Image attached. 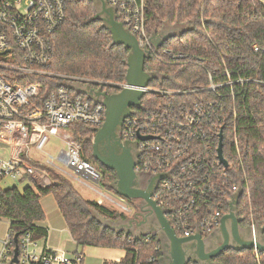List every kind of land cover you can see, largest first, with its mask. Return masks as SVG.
<instances>
[{"label": "trees", "instance_id": "trees-1", "mask_svg": "<svg viewBox=\"0 0 264 264\" xmlns=\"http://www.w3.org/2000/svg\"><path fill=\"white\" fill-rule=\"evenodd\" d=\"M96 13L93 0L67 1L64 22L49 36L52 52L48 69L99 82L107 94L117 93L126 82L128 50L112 42ZM145 20L149 36L164 37L163 44L144 61V70L155 75L150 84L162 90L194 91L173 96L147 92L131 116H140L169 100L218 102L222 108L217 112L222 156L240 191L236 205L239 223L242 228L255 225L264 234V0H146ZM162 49L182 57L171 59ZM208 71L214 72L216 83L226 80L227 73L232 81L243 82L216 92L201 89L209 84ZM25 83L42 86L41 102L61 86L91 100L60 78L28 76ZM97 129L84 123L68 127L80 144L81 157L92 165L98 163L92 154ZM98 166L101 187L115 192L114 172ZM46 169L51 181L46 187H0V217L9 221L8 229L18 234L31 232L35 239L46 240L48 230L41 225L44 211L40 199L52 194L76 246L125 250L119 261L103 264H158L162 253L156 234L138 232L136 238L127 229L104 224H122L127 217L83 196L67 177ZM258 256L256 259L249 248L228 249L217 260L222 264H264V251Z\"/></svg>", "mask_w": 264, "mask_h": 264}, {"label": "built area", "instance_id": "built-area-1", "mask_svg": "<svg viewBox=\"0 0 264 264\" xmlns=\"http://www.w3.org/2000/svg\"><path fill=\"white\" fill-rule=\"evenodd\" d=\"M67 1L0 0V145L7 147L6 156H0V182L11 179L31 187H46L51 182L46 168L58 171L55 164L58 162L84 186L92 189L100 184V172L81 157L80 144L68 127L84 123L100 128L104 105L80 94L74 95L63 86L51 91L41 102L42 86L25 83L28 76H45L60 78L75 86L102 87L99 82L56 74L48 69L52 52L49 36L64 22ZM105 2L114 9L117 21L136 37L138 46L150 55L154 53L155 47L146 30V0ZM162 53L171 59L182 57L167 49H162ZM207 75L209 84L201 89L212 92L243 82L242 79L232 81L227 73L226 80L216 83L213 71ZM96 84L99 87L95 88ZM124 86L125 83L120 88ZM144 90L159 96L194 91L149 86ZM220 108L218 102L211 100H169L140 116H131V113L123 121V137L135 140L138 145L134 170L159 176L152 199L180 237L196 233L204 237L218 229L237 191V183L227 171L228 165L223 166L217 158ZM50 137L60 140L64 146L45 152ZM41 153L43 160L36 157ZM121 207L126 211L131 209L129 205ZM250 228L255 242L256 226ZM46 240L40 246L31 232L18 234L8 229L1 241L0 264H79L83 260L82 252L67 255L49 248ZM15 246L16 261L13 260ZM251 249L258 259L255 245Z\"/></svg>", "mask_w": 264, "mask_h": 264}, {"label": "water", "instance_id": "water-1", "mask_svg": "<svg viewBox=\"0 0 264 264\" xmlns=\"http://www.w3.org/2000/svg\"><path fill=\"white\" fill-rule=\"evenodd\" d=\"M99 3L97 6L96 19L103 22L104 27H106L111 35L112 42L116 45H122L124 49L128 50L127 55V71L125 75V86L120 89L117 93L107 94L102 90V87L94 89L91 85L86 86H75L74 88L93 102H100L104 105V121L100 128L97 129L92 140V154L95 160H97L101 166L114 172L116 180L113 184L115 193L125 199L135 200L140 199L148 207L150 213H152L157 221V226L148 229V231H143L141 234L149 235L156 234L160 241L161 253L164 250L162 236H165L168 241V248L170 256L172 258V264H187V259L185 252L183 250L182 244L191 239L197 240L200 245L203 244L201 235L196 233L189 237L178 238L175 231L171 227L170 223L163 215V210L155 203L151 198V193L139 190L135 186L136 172L134 166L136 162H132L129 155L120 154L117 149L113 148L109 151L107 146V140H113L117 135L118 127L123 123V119L131 115L130 106H135L140 108V99L145 94L144 88L148 86L149 82L155 77L154 74L148 73L144 70V61L150 57L148 52L143 51L137 43L136 37L129 32L124 26L116 20L115 11L113 8L109 7L105 0H93ZM153 45L155 49L163 44L164 37L151 36ZM141 138V137H140ZM120 148L125 146V142H116ZM222 138L221 133L219 134V142L217 147V158L223 166H227V162L222 156ZM128 144V142H126ZM109 145V144H108ZM110 146V145H109ZM124 148V147H123ZM157 179L159 176H155ZM240 191H237L229 202L228 213L225 214L219 226V229L225 236L223 244H221L217 250L208 254L207 256H202L203 247H199V256L203 258L202 260L208 261L210 258L215 256L221 250L227 247L229 235L227 234L226 223L230 222L231 231L230 235L237 245L236 249L242 248H257L258 251H264V243L260 239V234H263L262 229L257 231V240L254 242L251 239V228L248 227L250 231V237L247 240H243L238 233V223L239 218L237 216L236 205L237 198ZM142 209V207H140ZM153 231V232H152ZM134 237L139 238L140 234H132ZM17 235L14 236V241H16ZM17 257V246L14 248V258L16 261ZM161 259L158 260V264H161Z\"/></svg>", "mask_w": 264, "mask_h": 264}, {"label": "rangeland", "instance_id": "rangeland-1", "mask_svg": "<svg viewBox=\"0 0 264 264\" xmlns=\"http://www.w3.org/2000/svg\"><path fill=\"white\" fill-rule=\"evenodd\" d=\"M150 88H154L152 84H148ZM64 144L56 139L55 137H50L49 143L46 145L44 151H53L55 148H62ZM0 156L5 157L7 153V147L4 145H0ZM38 156L39 159H44V155L37 154L36 157ZM59 168L57 169L58 173L63 175L64 177H67L72 184L80 191V193L90 199H93L97 201L100 204L105 205L106 207L110 209L117 210L118 212H123L125 216L127 217L126 220L132 218V214L136 210L135 208H132L134 205L133 203L127 202L125 198H122L118 196L115 192L108 188H103L101 185H97V187H93L92 189L84 186L83 184L79 183L75 178L74 174L65 168L62 164L56 162L55 163ZM93 166L99 170V166L97 164H93ZM103 179V177H102ZM105 180V179H104ZM102 182V180H101ZM0 186L3 189L10 188V187H17L19 189H22L27 186L26 183H19V182H14L11 179H4L0 182ZM97 190V192L94 191ZM137 202V201H136ZM40 203L42 206V209L44 211V219L41 222V225L46 227L48 230L47 234V245L49 248L52 249H58L60 251H64L67 253V255H72L71 253L74 252L76 249V243L73 241V239L70 237L65 221L63 217L61 216L59 210L57 209L55 199L52 194H47L45 196H42L40 199ZM129 205L131 207L130 211L124 210L121 206L125 207ZM134 207V206H133ZM104 224L113 225L114 227H124L121 224L114 222L110 223L107 221H103ZM9 227V221L5 218L0 217V248H1V241L4 239L6 236V233L8 231ZM127 229V228H126ZM150 229V228H149ZM129 230V229H127ZM144 232L148 231V229H143ZM132 234H137L139 231L134 230L131 228L129 230ZM153 232V231H152ZM45 243V238H40L39 239V244L42 246ZM78 252L82 251L83 254V260L79 264H103V254L104 251H100L102 249H98L93 246H77ZM106 250V249H104ZM111 250V249H110ZM100 253H103L100 255Z\"/></svg>", "mask_w": 264, "mask_h": 264}, {"label": "flooded vegetation", "instance_id": "flooded-vegetation-1", "mask_svg": "<svg viewBox=\"0 0 264 264\" xmlns=\"http://www.w3.org/2000/svg\"><path fill=\"white\" fill-rule=\"evenodd\" d=\"M94 3L96 6H99V3H97L96 1H94ZM129 108L131 110V113L133 112V110L136 109L135 106H130ZM124 119H123V121H124ZM122 133H123V123L118 127L116 137H114L113 140H111V139L107 140V143L110 145L109 146L107 144V146L110 147L109 151L114 146L120 154H122V153L127 154V155H129L132 162H136L137 158H138V153H139L137 142L135 140L125 139L123 137ZM117 140H119L120 143L125 142V144H124L125 146H123L124 148L123 147L120 148L118 146V144L116 143ZM126 142H128V144H126ZM99 164L100 163L98 162L97 165H99ZM134 169H135V166H134ZM156 182H157V178L155 176L147 174V173H143V172H136V178H135L136 188L139 190H142L144 192L151 193V198H152V193L155 189ZM129 203H131V204L133 203L134 207L132 206V208H135L136 210L132 214L131 219H129V220L127 219L125 222H123L121 224L124 227H119L120 229H126L127 228L130 230L131 228H133L134 230L139 231V233H142L144 231L143 229H149L152 227H156L158 225L154 215L152 213H150V211L148 210V207L145 206L144 202H142L140 199H135V200H130ZM140 207H142V209H140ZM226 229L228 232L227 234L229 235L227 247L225 249L221 250L215 256H212L210 258V262L213 264H222V263H220V261L217 260V257L223 251L228 250V249H236L237 248L236 243L234 242V240L232 239V237L230 235L231 226H230L229 221H227V223H226ZM238 233H239V236L243 240H247L250 237L249 229L244 228V227L242 228L240 223H238ZM177 237L182 238L179 235H177ZM201 238L203 241L202 245H200V243L197 242V240H195V239L187 240L182 244L186 259L188 260L187 264L189 261L194 262L196 264H209L208 261L202 260L203 258H200L199 256H197L199 254V250H200L199 247L200 246L203 247V252L201 255L207 256L208 254L217 250V248L221 244H223V242L225 240V236L219 228L215 229L214 231H212L207 236H204V237L201 236ZM260 239L264 243V234H260ZM161 240L163 242L164 250L162 252V255H161L162 259L160 262H161V264H172V258L170 256L167 238H165V236H162Z\"/></svg>", "mask_w": 264, "mask_h": 264}, {"label": "crops", "instance_id": "crops-1", "mask_svg": "<svg viewBox=\"0 0 264 264\" xmlns=\"http://www.w3.org/2000/svg\"><path fill=\"white\" fill-rule=\"evenodd\" d=\"M93 247H95V246H93ZM96 248L102 249L100 251H104V254L103 253H100V255L103 254L102 255L103 258H104L103 262L104 261H107V262H116V261H119L121 258H123L124 254H125V250L122 249V248H109V247H96ZM104 249H106V250H104ZM76 251H78L77 246H76V249L74 250V252H76ZM74 252H72L71 254H73Z\"/></svg>", "mask_w": 264, "mask_h": 264}]
</instances>
